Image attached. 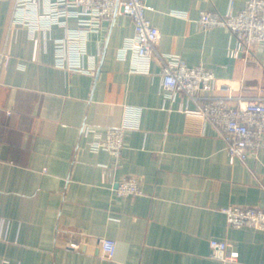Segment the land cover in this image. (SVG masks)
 Listing matches in <instances>:
<instances>
[{
	"label": "crops",
	"instance_id": "1",
	"mask_svg": "<svg viewBox=\"0 0 264 264\" xmlns=\"http://www.w3.org/2000/svg\"><path fill=\"white\" fill-rule=\"evenodd\" d=\"M144 2L160 31L158 51L242 82L243 97L264 95V44L231 57L228 28L195 24L201 10L237 11L245 0ZM13 6L0 0V264H264V231L228 227L222 210L264 207V134L241 161L210 122L185 111L193 101L163 94L158 64L131 71L130 53H117L134 33L130 17L116 15L87 34L88 73L54 64L51 38L63 27L34 39L12 22ZM126 120L136 125L125 130L116 166L88 141ZM125 175L140 179V194H116ZM101 237L115 241L110 258ZM211 239L228 243L236 260L213 258Z\"/></svg>",
	"mask_w": 264,
	"mask_h": 264
},
{
	"label": "built area",
	"instance_id": "2",
	"mask_svg": "<svg viewBox=\"0 0 264 264\" xmlns=\"http://www.w3.org/2000/svg\"><path fill=\"white\" fill-rule=\"evenodd\" d=\"M151 6L144 0H14L12 22L25 25L32 38L38 31L47 32L52 26L64 28V34L53 37L54 64L57 67L93 73L94 67L82 63L86 55V39L89 32L99 31L105 20L116 15L131 18L134 33L125 39L118 49V56L131 55V71H148L151 62L159 65L161 88L166 97L177 93L193 101V108H186L189 114L202 117L210 122L225 142L229 155L245 161L248 152L257 150L264 134V95L243 97L237 92L244 91L242 82L216 78L213 71L203 65H188L177 55L157 50L160 31L146 16ZM172 14L186 17V12L172 10ZM74 20L75 25L69 26ZM200 29L224 26L234 36V44L228 46L231 57H247L253 49L264 44V0H245L241 9L231 7L221 13L216 10H201L195 19ZM218 90L224 93H217ZM237 98L236 104L231 99ZM135 123L125 121L117 126H107L104 133L88 141L92 151L100 149L113 155V164L119 165L124 147V133ZM85 125L82 131L89 130ZM115 192L120 196L141 193L140 179L135 175H125L116 181ZM228 227L247 226L264 231V207L249 205H229L224 207ZM98 243L103 257L110 258L115 251V241L101 237ZM77 248L78 242L69 243ZM211 256L222 261L236 260L238 253L229 248L223 240L211 239Z\"/></svg>",
	"mask_w": 264,
	"mask_h": 264
}]
</instances>
